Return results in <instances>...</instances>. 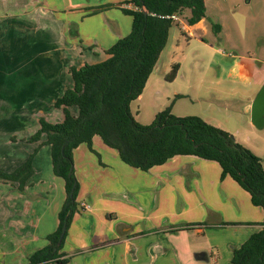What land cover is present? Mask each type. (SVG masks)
<instances>
[{
	"label": "crops",
	"instance_id": "1",
	"mask_svg": "<svg viewBox=\"0 0 264 264\" xmlns=\"http://www.w3.org/2000/svg\"><path fill=\"white\" fill-rule=\"evenodd\" d=\"M129 1L0 0V172H13L33 154L21 190L0 179V264H27L57 228L64 183L52 172L45 136L27 140L39 119L62 121L54 102L72 87L69 68L104 61L105 51L128 35L132 20L122 9ZM205 21L182 29L189 37L206 32ZM263 83L264 71L252 86L258 92ZM256 93L246 97L249 105ZM92 149L82 144L72 154L79 190L62 248L67 264H230L232 248L261 228L262 209L229 176L221 179L214 161L179 155L144 172L122 163L98 136ZM181 226L192 227L173 232Z\"/></svg>",
	"mask_w": 264,
	"mask_h": 264
},
{
	"label": "trees",
	"instance_id": "2",
	"mask_svg": "<svg viewBox=\"0 0 264 264\" xmlns=\"http://www.w3.org/2000/svg\"><path fill=\"white\" fill-rule=\"evenodd\" d=\"M133 8L122 12L131 17L128 35L120 38L105 51L106 59L95 64L70 67L72 87L54 102L63 119L49 123L39 119V128L27 140L50 147L52 172L64 183L65 199L58 213V225L46 237L47 244L35 251L27 264H67L70 257L62 252L67 231L78 211L76 180L72 154L85 144L90 151L92 138L98 136L104 145L116 150L125 165L148 171L169 159L184 155L216 162L220 178L229 176L250 196V202L264 214V160L235 141L234 137L198 116L177 117L171 106L155 114L148 125L138 123L130 105L143 92L160 53L165 47L171 20L160 16H183L189 11L186 23L195 25L205 18L203 0H130ZM102 8L91 12L96 14ZM217 32V25H212ZM178 65L171 67L168 80L174 79ZM177 98L182 96H176ZM75 107L77 115L69 108ZM32 157L13 172H0V179L18 183L21 190L32 175ZM261 228L238 248H232L230 264H264V217ZM192 226H181L178 232Z\"/></svg>",
	"mask_w": 264,
	"mask_h": 264
},
{
	"label": "rangeland",
	"instance_id": "3",
	"mask_svg": "<svg viewBox=\"0 0 264 264\" xmlns=\"http://www.w3.org/2000/svg\"><path fill=\"white\" fill-rule=\"evenodd\" d=\"M205 4L207 31L192 30L189 37L182 29L189 13L179 17L182 22H173L150 85L131 111L142 125L168 106L177 117L198 116L215 127L219 120L232 130L236 142L264 160V128L251 124V103L246 99L257 92L252 81L264 71V0ZM212 25H219L220 32ZM174 64L179 68L170 81L167 76Z\"/></svg>",
	"mask_w": 264,
	"mask_h": 264
},
{
	"label": "water",
	"instance_id": "4",
	"mask_svg": "<svg viewBox=\"0 0 264 264\" xmlns=\"http://www.w3.org/2000/svg\"><path fill=\"white\" fill-rule=\"evenodd\" d=\"M250 122L256 129L264 128V83L255 94L250 107ZM203 254L194 255L199 260Z\"/></svg>",
	"mask_w": 264,
	"mask_h": 264
},
{
	"label": "built area",
	"instance_id": "5",
	"mask_svg": "<svg viewBox=\"0 0 264 264\" xmlns=\"http://www.w3.org/2000/svg\"><path fill=\"white\" fill-rule=\"evenodd\" d=\"M128 8H133V6L131 4H129ZM161 19H167V20H171L172 22H179V18L178 16L175 14V15H170V16H160ZM79 207L83 210H88L89 209V206L86 205V204H83L81 203L79 205Z\"/></svg>",
	"mask_w": 264,
	"mask_h": 264
}]
</instances>
